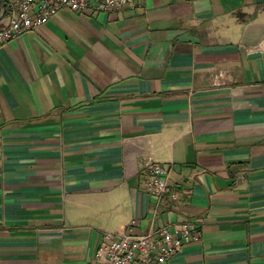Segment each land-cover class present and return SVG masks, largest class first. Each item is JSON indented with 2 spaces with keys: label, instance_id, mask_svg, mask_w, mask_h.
Instances as JSON below:
<instances>
[{
  "label": "crops",
  "instance_id": "1",
  "mask_svg": "<svg viewBox=\"0 0 264 264\" xmlns=\"http://www.w3.org/2000/svg\"><path fill=\"white\" fill-rule=\"evenodd\" d=\"M136 3L0 46V264H96L133 219L200 227L166 264H264V0Z\"/></svg>",
  "mask_w": 264,
  "mask_h": 264
},
{
  "label": "built area",
  "instance_id": "2",
  "mask_svg": "<svg viewBox=\"0 0 264 264\" xmlns=\"http://www.w3.org/2000/svg\"><path fill=\"white\" fill-rule=\"evenodd\" d=\"M137 0H0V46L27 32L39 28L62 10L85 12L91 9L108 11L129 6ZM148 175L144 179L146 192L160 199L169 195L180 202V190L170 184L173 169L170 166L147 162ZM133 219L121 233L104 231V241L95 253L96 264H166L184 245L200 238V227L190 220L168 224L147 233H131Z\"/></svg>",
  "mask_w": 264,
  "mask_h": 264
}]
</instances>
